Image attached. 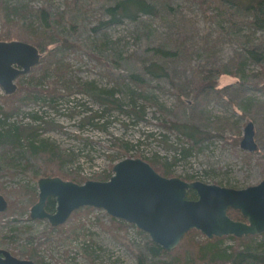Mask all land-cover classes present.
I'll return each mask as SVG.
<instances>
[{
  "label": "rangeland",
  "instance_id": "obj_1",
  "mask_svg": "<svg viewBox=\"0 0 264 264\" xmlns=\"http://www.w3.org/2000/svg\"><path fill=\"white\" fill-rule=\"evenodd\" d=\"M1 1L9 8L21 7L20 13L24 12L26 18L17 21L20 16L15 12L4 19L6 10L0 3V37L68 46L64 53L57 52L56 58L67 64L68 78L79 80L73 82L75 91L64 92L63 81L54 80L50 74L42 85L61 88L65 95L57 105L42 99L31 101L8 122L38 125L40 138L48 139L65 153H73L63 168H75L77 176L84 177L74 182L110 177L112 165L126 157H140L164 167L153 161L155 156L169 166L170 173L164 176L187 181L240 189L264 177V89L259 82L264 80L263 31L244 24L230 28L222 12L211 9L205 14L191 0H152L158 15L140 14V22L124 18L119 23H113L106 11L113 0ZM38 9L46 12L49 29L43 27ZM151 46L176 50L177 55L156 57L171 78L147 79L142 97L151 100L144 102L131 92H138L131 78L133 73L143 75L142 63L150 56ZM251 46L262 53L259 62L248 53ZM216 67L238 70L241 77L218 75L212 70ZM30 72L16 79L18 91H25L35 80L28 79ZM34 74L38 76L39 71ZM201 76L217 77L218 84L194 97L193 82ZM81 84H92L89 88L99 92L101 98L76 91ZM18 94L11 97L17 98ZM104 96L117 100V106L105 111ZM9 98L0 87V106L11 103ZM133 101L140 108L144 106L143 118L131 110ZM95 112L103 115L96 118ZM181 121L196 126L198 143L192 144L176 129L165 126L170 122L177 126ZM248 121L254 124L257 148L253 152L239 146ZM110 136L122 140L124 152L110 144ZM181 146L189 148L188 152L179 154ZM6 155L13 165L7 173L0 172V193L11 209L0 216V248L36 264H138L144 251V235H149L130 222L112 220L103 208L82 206L76 215L53 229L46 218L31 219L29 211L38 199L37 180L41 175L36 174V163L22 151L10 150ZM187 237L197 244H204L206 238L197 229ZM240 243H249L264 254V233L237 242L224 236L215 247Z\"/></svg>",
  "mask_w": 264,
  "mask_h": 264
},
{
  "label": "water",
  "instance_id": "obj_2",
  "mask_svg": "<svg viewBox=\"0 0 264 264\" xmlns=\"http://www.w3.org/2000/svg\"><path fill=\"white\" fill-rule=\"evenodd\" d=\"M40 57L39 49L30 42L0 40V87L5 94L16 91L17 77L28 73ZM239 146L248 152L256 150L252 121L244 125ZM112 172L106 180L88 179L83 183L59 176L38 178V199L30 207V218H46L50 225L57 226L82 206L103 208L111 216L136 225L166 250L173 249L193 228L210 239L264 232V177L257 184L235 189L164 176L140 157L115 162ZM188 190H194L196 198H187ZM50 196L55 199L52 212L44 207ZM6 207L0 193V212ZM228 208L239 210L245 220L231 218ZM0 264L36 263L0 248Z\"/></svg>",
  "mask_w": 264,
  "mask_h": 264
},
{
  "label": "trees",
  "instance_id": "obj_3",
  "mask_svg": "<svg viewBox=\"0 0 264 264\" xmlns=\"http://www.w3.org/2000/svg\"><path fill=\"white\" fill-rule=\"evenodd\" d=\"M197 6L201 8V10L205 11V14L208 10L216 9L219 12H222L221 15L225 18V21L228 23V27L236 29L238 25L244 24L247 25L251 29L261 30L264 32V0H191ZM0 3L4 4L3 1L0 0ZM6 13L4 19H9V15L16 12L20 17L17 16V21L24 22L26 17H24L25 13L21 15L20 8L18 6H14L9 8L5 4ZM25 9V8H24ZM27 9V8H26ZM38 15L40 21L43 22V27L46 29L50 28L49 19L47 17L44 9H38ZM106 11L110 16V19L113 23H119L122 19H128L132 21H138V15L146 14L156 16L159 14V10L152 0H113V4L106 7ZM22 16V17H21ZM23 18V19H22ZM16 21V20H14ZM17 37L4 35L0 37V40H16ZM58 41V40H53ZM32 43V42H31ZM34 44V43H33ZM39 51L45 52L44 55L41 54V58L38 64L31 68V72L27 75L28 79L35 78L31 86L25 91H22L21 88L18 91V87L16 91L12 94H6L9 99H12L10 102L5 103L4 106H0V172L7 173L8 168H10L13 163L10 161V158L6 155V153L10 150H18L22 151L25 156H28V160H33L36 163L34 166L36 168V174L43 176H60L61 178L67 179L71 178L73 181H81L84 177L77 176V172L74 170L75 168H70L66 170L63 168L64 164L69 161L70 157L74 154L71 152L65 153L60 150L53 142L49 141L46 138H40L38 132V125H24L19 123H10L8 119L12 116H16L21 110L22 107L28 105L31 101H39L45 100L50 105H57V101L64 97V93L61 92V88L55 86H43L42 82L45 81V77L50 74H53L54 80H62L63 87L62 90L65 92L67 90V94L72 90V85L75 86L78 82L74 80L72 77L68 78L69 68L67 64H62L57 58L56 53H60L64 51L68 46H64L65 44H34ZM49 45H54L52 48L48 49ZM258 47H249L248 53L252 58L256 61H260L262 59V53H258ZM151 54L147 57L146 61L142 63V73H133L131 80L134 82L137 91H132L137 99L151 100V98L142 97L143 92H145V84L148 80L153 79H162L163 77L171 78V74L169 73L167 67H165L161 61L158 59L164 58H174L177 55V51L165 48L163 46H151L150 47ZM64 53V52H63ZM158 59H157V58ZM240 69V63L237 64ZM214 73L218 75L221 74H233V76L241 77L238 70H227L226 68L219 69L216 67L212 69ZM39 71V75L35 76L34 72ZM23 75L19 76L18 79H21ZM260 83L264 85V80H260ZM217 77L208 78L205 76H201L198 79L194 80L192 92L194 97H197L203 92L207 93L210 91V88L217 86ZM261 85V86H263ZM87 86V85H86ZM84 84L81 86L75 87L76 91L87 92L96 99L101 98V94L97 92L89 86L86 87ZM260 87V86H259ZM258 88V85H256ZM264 89L263 87H260ZM219 91L218 88H216ZM18 94L17 98H12L15 93ZM23 92V93H21ZM12 96V97H11ZM99 97V98H98ZM102 100V99H101ZM103 105L105 106V111H108L109 108L116 107L117 100H111L109 96H104ZM134 102V101H133ZM114 103V105H111ZM139 104L134 102V105L131 106V110L135 112L136 115L143 118V109L144 106L141 105L142 108L139 107ZM102 112H95L94 117H101ZM35 117V116H34ZM36 119V117H35ZM179 123V122H178ZM169 128H174L178 132H180L186 139H188L192 144L198 143L199 137L195 132L196 126L187 121H181L177 126L174 122H170V124L165 125ZM110 144L115 146L117 149L122 152L125 151L123 148V142L121 139L115 136H110ZM189 148H184L181 146L178 149L179 154H184L188 152ZM177 150V148H176ZM188 155V154H187ZM153 161L162 163L164 167H157L154 162H150L153 168L160 174L164 175L170 173V169L168 164L161 160L159 156H155ZM37 160V162H36ZM44 164V166H41ZM109 177L98 176L99 180L105 179ZM70 180V179H69ZM187 198H196V193L194 190H188ZM6 199V198H5ZM7 201V200H6ZM11 209V206L7 202V207L4 211L0 212L1 215H5ZM55 209V199L50 196L47 198L45 202V210L48 212L54 211ZM78 209L73 210L68 218L71 215H76ZM228 215L236 220H244V216L239 212V210L234 208H228ZM67 218V219H68ZM112 220H117L115 217L110 216ZM119 220V219H118ZM123 222L122 220H119ZM118 221V222H119ZM51 226V225H50ZM53 229V226L51 227ZM193 229L188 230L181 238L180 242L171 250H166L160 245L153 242L150 237L144 235L146 237L144 243V251L139 255L138 264H248L249 262H262L264 263V254L257 251L253 245L249 243H240L236 245H230L224 248L215 247L217 243L222 240V237L214 236L211 239L205 238L204 244H197L191 241V238L187 237ZM196 230V229H194ZM199 231V230H198ZM140 233H143L140 230ZM230 239L233 240H244V238L255 237V235H242L240 237H235L233 235H228ZM172 251V253H170ZM163 257H166L167 260H164ZM169 257V258H168ZM39 264H42L40 261H36Z\"/></svg>",
  "mask_w": 264,
  "mask_h": 264
},
{
  "label": "bare ground",
  "instance_id": "obj_4",
  "mask_svg": "<svg viewBox=\"0 0 264 264\" xmlns=\"http://www.w3.org/2000/svg\"><path fill=\"white\" fill-rule=\"evenodd\" d=\"M17 84V83H16ZM17 87H18V85H17ZM43 177H45V176H43ZM67 220V219H66ZM31 260V259H30Z\"/></svg>",
  "mask_w": 264,
  "mask_h": 264
},
{
  "label": "flooded vegetation",
  "instance_id": "obj_5",
  "mask_svg": "<svg viewBox=\"0 0 264 264\" xmlns=\"http://www.w3.org/2000/svg\"><path fill=\"white\" fill-rule=\"evenodd\" d=\"M48 198V197H47ZM47 200V199H46ZM45 207V206H44ZM52 212V211H51ZM54 227V226H53Z\"/></svg>",
  "mask_w": 264,
  "mask_h": 264
}]
</instances>
